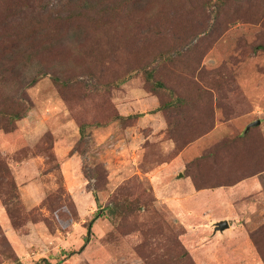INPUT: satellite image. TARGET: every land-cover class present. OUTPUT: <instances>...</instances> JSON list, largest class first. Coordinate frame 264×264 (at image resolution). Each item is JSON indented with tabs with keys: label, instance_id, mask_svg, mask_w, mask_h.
<instances>
[{
	"label": "rangeland",
	"instance_id": "374dc122",
	"mask_svg": "<svg viewBox=\"0 0 264 264\" xmlns=\"http://www.w3.org/2000/svg\"><path fill=\"white\" fill-rule=\"evenodd\" d=\"M259 45L264 0H0V264H264Z\"/></svg>",
	"mask_w": 264,
	"mask_h": 264
},
{
	"label": "trees",
	"instance_id": "16d2710c",
	"mask_svg": "<svg viewBox=\"0 0 264 264\" xmlns=\"http://www.w3.org/2000/svg\"><path fill=\"white\" fill-rule=\"evenodd\" d=\"M46 22H47V21H46ZM29 24H30V23H29ZM34 24H38V21H35ZM21 25H23L24 28H26V25H28V24L26 23V20H25V19L23 20V22H21ZM40 25L43 26L44 23H41ZM28 27H29V26H28ZM256 49H262V50H264V45H259ZM33 82H35V80H34ZM154 84H155V86H156L157 88L166 89V90H170L171 92H173L171 89H168V87L165 86V84H163V83L160 82V81H154ZM184 102H185V101L182 100L181 98H176V99H175L174 101H172V102L166 103V104H164V105H160V106L156 109L155 112H157V111H164L165 108H167L168 106H173V105H183ZM153 112H154V111H153ZM9 115H13L12 117H13V118H16V119L19 118V117H25V116H24V115H25L24 113H20V114H18V113H10ZM134 116H137V115H127V116H123V115H121V118H122V119H129V118L134 117ZM93 195H94L96 201H99V197H98V194H97L96 191L93 192ZM89 231H91V225H90V227H89ZM87 240H89V238H88ZM43 260H45V259H43ZM45 262H46L45 264H51V263H49V262L46 261V260H45ZM38 264H39V263H38Z\"/></svg>",
	"mask_w": 264,
	"mask_h": 264
},
{
	"label": "water",
	"instance_id": "95a60500",
	"mask_svg": "<svg viewBox=\"0 0 264 264\" xmlns=\"http://www.w3.org/2000/svg\"><path fill=\"white\" fill-rule=\"evenodd\" d=\"M261 123V119H257L256 121L250 123L247 128H246V131L247 132L251 126H256V125H259ZM230 228V223L227 219H223V220H220L216 223V226H215V231H225L226 229Z\"/></svg>",
	"mask_w": 264,
	"mask_h": 264
}]
</instances>
